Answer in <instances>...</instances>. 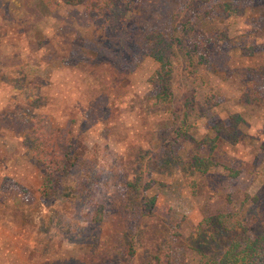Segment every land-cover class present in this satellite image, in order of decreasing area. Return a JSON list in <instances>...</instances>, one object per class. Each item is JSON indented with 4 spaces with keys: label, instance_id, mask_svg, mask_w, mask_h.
<instances>
[{
    "label": "rangeland",
    "instance_id": "1",
    "mask_svg": "<svg viewBox=\"0 0 264 264\" xmlns=\"http://www.w3.org/2000/svg\"><path fill=\"white\" fill-rule=\"evenodd\" d=\"M30 1L35 7L0 0V264H197L200 252L220 258L234 236L214 223L203 228L205 217L236 209L246 192L264 199V101L238 105L247 68L264 66L263 56L241 52L256 40L264 46L255 30L261 14L242 0L237 14L218 23L234 36L210 54L222 69H235L226 80L185 43L175 46L172 89L176 102L188 104L196 136L237 109L249 122L242 124L248 139L225 142L221 151L239 176L218 167L200 192L176 156L187 148L170 135L172 113L151 105L158 62L138 41L146 27L107 33L83 4L55 9ZM150 5L154 25L171 20L170 2ZM102 29L101 42L95 34ZM252 84L264 93L263 80ZM33 115L45 126L44 152L69 132L78 156L69 179L83 189L46 198V165L26 139ZM171 141L173 154L164 152ZM240 215L257 232L264 225L257 205Z\"/></svg>",
    "mask_w": 264,
    "mask_h": 264
},
{
    "label": "trees",
    "instance_id": "2",
    "mask_svg": "<svg viewBox=\"0 0 264 264\" xmlns=\"http://www.w3.org/2000/svg\"><path fill=\"white\" fill-rule=\"evenodd\" d=\"M50 8L57 9L61 3L72 5L83 4L89 11L96 12L95 20L99 17V23L107 33L125 32L133 27L138 30L145 28L143 35L138 41L146 47L150 55L158 62V67L150 76V82L154 92L150 96L151 105L157 109L170 111L173 115L170 135L174 140L183 142L187 150H178L176 153L180 160L184 161L190 168L193 178L190 186L193 190L205 192L204 177L218 167H223L233 178L240 174V170H234L229 164L223 161L221 154L225 142H237L247 140L248 134L244 132L242 124H248L240 109L230 112L225 118H219L212 122L209 132L202 137H197L193 132L194 124L190 121L189 114L182 104L175 101V94L172 89L174 75L173 53L175 46L185 43L199 64L210 66L216 76L226 80L233 75L235 69L226 66L222 69L218 63L213 61L210 54L217 50L219 45L231 40V28L226 26L223 29L217 27L219 22L230 19L239 9L242 0H167L171 3V20L161 19L160 23L154 25L148 17L147 10L151 3L160 6L161 0H43ZM253 11L261 14L260 25L256 26V32L264 38V0H244ZM23 8H33L34 3L28 0H11ZM16 10H20L17 8ZM257 23V21H256ZM130 29L127 31L129 33ZM91 33V32H90ZM104 35L103 29L96 32L98 40ZM257 40L251 45L242 46L241 52L245 56H263L264 46L259 48ZM261 43H264L262 41ZM239 48V46H238ZM257 67V66H256ZM244 75L246 84L244 91L238 100V105L247 108L251 105H261L264 101V93L256 95L253 88L254 81H264V66L247 68ZM230 72L229 74H226ZM226 74V75H225ZM224 75V76H223ZM254 90V91H253ZM25 113V112H24ZM26 114V113H25ZM32 128L27 133L26 139L34 141L33 156H38L41 164H45L46 179L43 181V188L47 189V196L64 194L65 187L71 191L83 189L84 184L69 179L71 171L76 167L78 156L72 153L71 138L66 132L62 140H57L54 152L43 151V121H39L33 115ZM44 128V129H43ZM20 137H22L20 135ZM23 138V137H22ZM161 140H158L160 142ZM174 141L166 142L164 149L173 154L176 147ZM158 143L152 149V156L158 154ZM264 149V143L262 144ZM197 179H200L197 180ZM69 180V181H68ZM69 182V183H68ZM68 183V184H67ZM150 185V183H149ZM264 186V183H263ZM21 195V194H20ZM22 197V196H21ZM230 199V198H229ZM154 200V199H153ZM239 203L234 210H228L211 214L202 222V227L209 228L213 223L220 231L233 234L234 238L228 243L223 255L214 259L209 255L200 252L197 264H264V225L260 230L249 227L240 215V210L251 205H257L261 214H264V199L257 194L244 193V197L237 201ZM240 209V210H239ZM216 233L213 232V234Z\"/></svg>",
    "mask_w": 264,
    "mask_h": 264
}]
</instances>
